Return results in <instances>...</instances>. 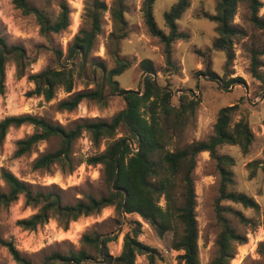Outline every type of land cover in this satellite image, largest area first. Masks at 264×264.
Here are the masks:
<instances>
[{
	"label": "trees",
	"instance_id": "trees-1",
	"mask_svg": "<svg viewBox=\"0 0 264 264\" xmlns=\"http://www.w3.org/2000/svg\"><path fill=\"white\" fill-rule=\"evenodd\" d=\"M156 0H144L141 7L144 24L149 33L159 37L165 45L166 63L177 67L172 59V44L176 40H187L189 35L179 31L178 21L191 6V0H177L165 12L164 18L169 27L165 33L155 20L154 5ZM215 13L205 16L214 21L218 36L210 50L225 51L228 62L234 58L236 40L249 35L248 29L234 22V17L240 5L249 12L250 25L264 32L263 0H216ZM15 6L23 14L35 15L42 35L58 34L71 24V6L69 0H59L58 14L52 18L46 10L34 5L29 0H13ZM109 11L113 20L114 30L111 40L120 42L128 35L127 0H113L109 6L105 0H86L82 15L83 26L68 45L67 52L62 48H54L53 52L59 67L47 66L41 71L27 73V68L35 61L22 45L9 44L0 27V93L5 91L6 66L14 61L18 77L27 76L34 83L30 96H43L51 101L58 91L67 94L59 100L60 111H73L84 100L94 101L100 106L108 103L112 95H124L126 108L114 115L110 120L102 118H81L67 128L60 123L30 113L10 115L0 120V144H2L11 127L24 124L34 126L30 135L17 140L15 156L21 157L33 150L41 141L53 137L60 139L59 146L43 152L34 160V169L49 170L55 164H60L63 171L72 173L78 164L74 157V144L87 132L95 145L102 139H110L106 149L88 159V164H101L109 186V193L96 197L92 194L83 199H77L73 204L63 203L59 190L50 188L33 189L32 186L18 178L7 169H2L1 178L7 185V190L0 189V210L10 207L21 195L25 205L36 210L29 217L19 219L17 225L25 230H36L40 225L55 219L59 226L68 230L72 222L82 217L98 215L103 209L114 206L121 215L138 214L144 222L149 223L159 237L172 231L170 249L175 253V264H200L199 228L196 216L197 193L193 173L197 164V156L208 151L220 172L219 195L215 201L217 221L220 232L216 238V249L210 264H230L237 254V247L248 241L247 233L242 234L232 224L228 214L242 225L254 226L256 222L245 215L235 205L253 209L263 216L260 203L244 192L230 189L235 184L232 166L236 159L228 154H219L218 148L224 145L239 146L243 154L250 151L256 137L249 118L240 110V104L222 107L214 124L215 134L207 140L192 142L183 147L172 148L170 141L174 130L182 131L190 116H194L199 98L189 99L182 96L180 105H172V91L168 86H162L157 79V70L149 60L141 61L144 73L143 89H125L120 86L117 76L132 67L134 61L123 57L116 44L115 66L108 68L105 61L91 55L97 37L103 31V14ZM209 50V49H208ZM264 43L262 47L252 49L251 72L264 84ZM209 74H216L208 71ZM206 73V74H208ZM77 79L86 85L85 89L74 91ZM244 83L237 77L224 83ZM95 84L94 88H89ZM238 117V118H237ZM124 134L118 137L119 130ZM138 150H134V149ZM251 169L249 177L255 178L257 170H264L263 157L247 164ZM164 197L165 206L160 204ZM230 202L231 205H224ZM133 229L124 236L122 251L112 255L107 250L109 237L101 235L83 237V245L91 244L100 255L97 259L84 248L70 250L69 253L54 252L45 257L43 264H136L137 257L146 254L150 264H156L155 250L140 241L141 221H132ZM6 246L17 264H35L28 256L23 255L13 241L0 239ZM258 253L264 257V240L259 243Z\"/></svg>",
	"mask_w": 264,
	"mask_h": 264
},
{
	"label": "rangeland",
	"instance_id": "rangeland-1",
	"mask_svg": "<svg viewBox=\"0 0 264 264\" xmlns=\"http://www.w3.org/2000/svg\"><path fill=\"white\" fill-rule=\"evenodd\" d=\"M34 5L47 11L55 18L58 14L59 0H29ZM86 0H69L71 6V24L65 31L50 34L48 37L40 32V26L35 15L23 14L13 0H0V27L2 34L9 44L22 45L29 56L35 61L27 68V73H35L47 66L59 67L54 48H62L67 52L68 45L83 26L82 15ZM110 6L113 0H105ZM144 0H127L128 35L120 42L111 40L110 34L114 24L109 11L103 14V31L97 37L91 55L102 59L108 68L115 66L116 44L120 54L134 61V64L124 73L117 76L120 86L125 89L142 90L144 73L141 61L149 60L157 70V79L162 86H168L171 91L172 105L179 106L181 97L201 99L195 115L190 116L182 131L174 130L170 141L172 148L183 147L192 142L207 140L215 134L214 124L222 107L240 104V110L246 113L251 127L256 135L250 151L243 154L239 146L224 145L218 148L221 155L228 154L236 159L232 166L235 184L231 190L244 192L253 196L261 205L264 212V170L258 169L257 176L250 178L251 171L247 164L263 157L264 149V84L253 76L251 72L252 49L262 47L264 32L254 29L250 25L249 12L244 5H240L234 17V22L248 29L249 35L236 40L234 44V58L228 62L225 51L210 50L215 38L217 24L205 16L215 13L216 0H191V6L178 21L179 31L189 35L187 40H176L172 44V59L177 67L166 63L165 45L159 37L149 33L144 24L141 7ZM177 0H156L154 16L159 28L168 33L169 27L164 18L165 12ZM264 2V0H263ZM264 12V7L260 13ZM209 49V50H208ZM264 61V59H263ZM208 71L216 74H209ZM264 73V67L260 68ZM208 73V74H206ZM241 77L244 83L232 82L224 87V83ZM95 84L89 86L94 88ZM86 85L77 79L74 91L85 89ZM34 83L27 76L18 77L16 64L11 61L6 66L5 91L0 93V120L10 115L30 113L43 116L54 123H60L67 128L72 127L81 118H102L110 120L118 112L126 108L124 95H112L105 106L94 101L84 100L73 111H60L57 104L67 96L58 91L57 96L47 101L43 96H30ZM238 118V117H237ZM34 131V126L24 124L11 127L4 142L0 144V189L6 191L7 185L1 178L2 169L14 173L21 180L29 183L33 189L54 188L59 190L63 203L73 204L77 199H83L92 194L96 197L107 195L109 186L105 178L104 167L101 164H88V157L106 149L110 139H102L95 145L89 133L84 132L74 144V157L78 164L72 173L63 171L60 164H55L49 170L34 169V160L39 154L54 150L59 146L60 139L53 137L41 141L33 150L21 157L15 156L17 140L24 138ZM124 134L119 130L118 137ZM193 173L197 193L196 216L199 228V257L200 264H210L216 249V238L220 232L217 221L215 201L219 195L220 172L208 151L200 153ZM231 205L230 202H223ZM160 204L165 206L162 196ZM240 208L245 215L252 218L256 224L245 226L240 224L231 214H228L232 224L242 234L247 233L248 241L237 247V254L230 264H264V257L259 255L258 246L264 240L263 216L253 209ZM37 209L25 205L23 195L10 207L0 210V239L13 241L20 252L28 256L35 264H43L45 257L54 252L69 253L70 250L84 248L97 259L100 255L91 244L83 245V237L101 235L109 237L107 250L112 255H119L122 251L124 236L132 231L133 222L141 221L140 241L148 244L155 252L156 264H175V253L170 249L173 232H167L159 237L153 227L142 220L138 214L121 215L114 206L107 207L98 215L82 217L72 222L68 230L59 226L55 219L40 225L36 230H25L17 225L19 219L29 217ZM0 264H17L8 248L0 242ZM136 264H150L146 254L137 257Z\"/></svg>",
	"mask_w": 264,
	"mask_h": 264
},
{
	"label": "built area",
	"instance_id": "built-area-1",
	"mask_svg": "<svg viewBox=\"0 0 264 264\" xmlns=\"http://www.w3.org/2000/svg\"><path fill=\"white\" fill-rule=\"evenodd\" d=\"M134 150L136 151V150H138V149L136 148V149H134Z\"/></svg>",
	"mask_w": 264,
	"mask_h": 264
},
{
	"label": "bare ground",
	"instance_id": "bare-ground-1",
	"mask_svg": "<svg viewBox=\"0 0 264 264\" xmlns=\"http://www.w3.org/2000/svg\"><path fill=\"white\" fill-rule=\"evenodd\" d=\"M235 263H236V262H235ZM235 263H234V264H235Z\"/></svg>",
	"mask_w": 264,
	"mask_h": 264
}]
</instances>
